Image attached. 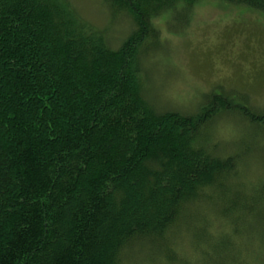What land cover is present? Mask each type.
Here are the masks:
<instances>
[{
    "label": "trees",
    "instance_id": "1",
    "mask_svg": "<svg viewBox=\"0 0 264 264\" xmlns=\"http://www.w3.org/2000/svg\"><path fill=\"white\" fill-rule=\"evenodd\" d=\"M197 1L104 0L132 26L116 48L69 0H0V264L255 263L217 221H264L261 153L213 125L264 135V110L230 90L163 111L142 79L155 20L185 25Z\"/></svg>",
    "mask_w": 264,
    "mask_h": 264
},
{
    "label": "rangeland",
    "instance_id": "2",
    "mask_svg": "<svg viewBox=\"0 0 264 264\" xmlns=\"http://www.w3.org/2000/svg\"><path fill=\"white\" fill-rule=\"evenodd\" d=\"M69 1L90 25L107 31L116 48L129 36L131 24L112 18L104 0ZM155 23L162 45L145 59L142 79L157 107L193 114L204 94L220 96L234 90L264 110V13L223 0H198L185 25L170 26L167 15ZM213 129L224 145L235 148L245 143L246 150L251 146L260 151L251 162L252 171L257 172L251 183L257 184L261 176L264 181V135L236 115L218 119ZM217 222L238 243L243 257L256 259L253 264L264 263V221L250 216L238 225Z\"/></svg>",
    "mask_w": 264,
    "mask_h": 264
}]
</instances>
